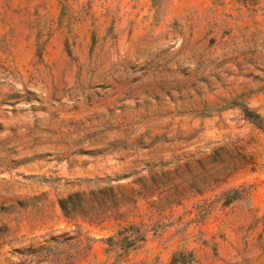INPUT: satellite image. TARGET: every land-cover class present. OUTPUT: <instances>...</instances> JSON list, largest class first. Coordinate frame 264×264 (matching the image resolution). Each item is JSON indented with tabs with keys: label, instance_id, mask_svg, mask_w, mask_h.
<instances>
[{
	"label": "rangeland",
	"instance_id": "1",
	"mask_svg": "<svg viewBox=\"0 0 264 264\" xmlns=\"http://www.w3.org/2000/svg\"><path fill=\"white\" fill-rule=\"evenodd\" d=\"M262 124L264 0H0V264H264Z\"/></svg>",
	"mask_w": 264,
	"mask_h": 264
},
{
	"label": "trees",
	"instance_id": "2",
	"mask_svg": "<svg viewBox=\"0 0 264 264\" xmlns=\"http://www.w3.org/2000/svg\"><path fill=\"white\" fill-rule=\"evenodd\" d=\"M242 112L244 113L245 117L247 119H249L250 121L254 122V123H258V119H259V115L257 113H255L254 111L250 110L248 107L244 106L242 107ZM262 129H264V124H262V126H260ZM64 202L65 200H60V205L61 207L64 208Z\"/></svg>",
	"mask_w": 264,
	"mask_h": 264
}]
</instances>
